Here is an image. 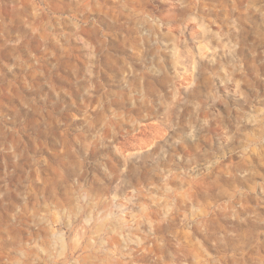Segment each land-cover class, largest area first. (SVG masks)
I'll list each match as a JSON object with an SVG mask.
<instances>
[{
  "label": "rangeland",
  "instance_id": "1",
  "mask_svg": "<svg viewBox=\"0 0 264 264\" xmlns=\"http://www.w3.org/2000/svg\"><path fill=\"white\" fill-rule=\"evenodd\" d=\"M45 2L63 17L70 14L75 0ZM207 2L219 6L222 0ZM39 3L41 0H0V252L8 247L10 232L21 243H36L48 251L47 256L37 258L33 249L29 264H234L232 257H238L246 246L255 244L264 252V189L260 187L264 185V143L257 145L258 154L249 152L245 157L243 149L247 145L226 144L213 124L206 130L211 142L200 141L207 156L185 140L187 151L178 149L181 160L165 159L155 149L136 156L121 180L123 161L112 144L131 139L136 129L130 122L142 121L144 113L127 102L126 89L122 93L116 66L128 54L119 30L102 16H96L97 23L89 25V38L99 44L103 88L97 85L93 95H86L87 53L78 50L70 36H61V26L65 32H72L67 20L53 19L51 26L33 31L37 24L30 13L33 4ZM252 23L246 44L259 53L264 51V44L257 39V29L264 32V25L258 19ZM109 33L105 40L104 35ZM241 55L252 76L251 56L247 50ZM256 63L260 66L254 71L264 75V56L258 55ZM14 64L17 67L9 71ZM134 66L141 70L139 64ZM204 67L214 70L207 61ZM253 83L258 94L251 95L264 104V80L253 77ZM144 87L149 95L159 91L167 95L166 85L155 75L148 76ZM206 91L203 86L182 90L189 103L203 99ZM221 94L229 107H243L231 95L230 86L227 93L221 89ZM216 107L225 116V126L235 131L236 113L230 117L222 105ZM113 111L129 123L122 125L120 136L110 144V131L107 126L102 129L101 124ZM148 112L157 114L154 109ZM190 112L191 108L186 107L180 117L184 132L183 124ZM246 130L261 138L256 129L246 126ZM97 131L103 132L107 146L97 144L85 153L84 138L91 139ZM217 157L222 158L220 164L202 177L194 192L186 191L188 185L181 170L195 167L193 175L198 176L208 160ZM160 169L172 175L165 181ZM216 185L226 192L221 193ZM130 188L143 189L146 196L156 198L150 212L151 232L147 223H142L138 232L123 228L117 220L120 213L105 202L106 196L115 195L117 204H122ZM84 196L86 201L81 198ZM161 197L164 203H174L172 217L163 222ZM197 201L207 214L192 219L191 209ZM128 210L139 211L133 205ZM46 211L60 213L54 230L36 220ZM117 232L125 239L115 235ZM141 234L147 235L146 246L152 245L151 253H142L135 244L128 243L129 237L136 235L144 239ZM161 241L163 248L159 246ZM254 251L251 249L249 254Z\"/></svg>",
  "mask_w": 264,
  "mask_h": 264
},
{
  "label": "clouds",
  "instance_id": "2",
  "mask_svg": "<svg viewBox=\"0 0 264 264\" xmlns=\"http://www.w3.org/2000/svg\"><path fill=\"white\" fill-rule=\"evenodd\" d=\"M30 15L33 23L37 24L36 27L29 25L33 27V31L46 29L51 26L53 19L58 22L61 19L70 22L71 34L65 32L61 26V36H70L78 45V50L87 53L85 79L88 87L85 94L89 96L96 91L97 85L103 88L100 80V72L103 69L99 64V44L89 38V25H95L97 23L95 17L102 16L119 30L123 47L128 54L122 57L121 64L116 66L123 85L122 93L126 89L127 102L133 109L144 113L142 121L130 122L136 129L132 138L115 144H112V141L120 136L122 125L129 121L117 116L113 111V115L101 124L102 129L108 127L111 134L108 143L112 144L113 150L123 161V167L119 170L121 180L128 173L133 159L140 154L158 149V153L165 159L172 157L173 162L181 160L182 156L178 149L187 151L185 140H190L196 146L197 152L207 156L208 153L200 141L211 142L206 130L213 124L226 144L239 142L247 145L243 149L245 157L249 152L258 154L257 145L264 143V104H259L251 93L258 94L253 77L256 80H264L261 71H254L260 66L256 63V58L258 55L264 56V51L258 53L255 48H247L246 41L253 29V19H258L261 25H264V0H222L219 6L216 4L210 6L207 0H75L70 14L63 17L58 16L45 0H41V3L33 4ZM101 32L103 33V30ZM108 35L110 33L104 35L105 40ZM257 39L264 44V32H260L259 29ZM242 50H247L251 56L249 67L253 70L252 76H249L245 68ZM205 61L212 65L214 70L204 67ZM134 63L139 64L141 70L138 71ZM16 67L15 64L9 66V71ZM149 75H155L164 82L167 95L163 91L149 95L144 87ZM201 86L207 90L205 97L189 103L183 92ZM229 86L231 95L243 107H229L225 95L221 94V89L227 93ZM216 105H222L227 109L230 117L233 112L236 113L235 131H230L225 126V116ZM186 107H190L191 112L183 124V128L186 129L184 132L181 130L180 117ZM148 109H154L157 114L149 115ZM246 126L256 129L261 138L258 139L252 132L247 131ZM104 140L103 132L97 131L91 139L84 138L82 147L85 153L97 144L106 147ZM221 159L217 157L208 160L204 171L198 176L193 175L197 171L195 167L187 172L181 170L188 185L186 191L194 192L202 177L209 175L212 168L220 164ZM104 170L107 172L106 167ZM160 174L166 181L172 172L169 171L165 175L164 169H160ZM216 186L221 193L226 192L219 185ZM260 187L264 189V185ZM81 198L87 200L86 196ZM104 199L112 209L120 213L117 220L123 228L129 231L135 229L138 232L140 225L147 223L149 231H152L153 221L150 212L157 201L155 197L146 196L145 190L130 188L123 203L119 205L115 195L106 196ZM160 202L163 203L162 222L167 221L173 215L174 203L171 201L164 203L163 197L160 198ZM129 205H133L139 211L126 212L125 209ZM191 211L192 219L197 215L207 214L199 201ZM19 212L20 209H17V213ZM59 217L58 212L46 211L40 213L36 220L49 230H54V221L58 222ZM12 218L15 220L16 214H13ZM188 219L189 217L185 215L184 220ZM115 235L121 240L125 239L119 232ZM141 235L145 238L141 239L140 235L129 237L128 243L135 244L142 253H151L152 245L146 246L147 235ZM7 241L8 247L0 252L2 256L0 264H29L33 249L38 254L37 258L49 254L39 244L21 243L14 232L7 235ZM159 246L163 248L162 241ZM177 246L179 247V244ZM251 249L255 250L252 255L249 254ZM232 259L234 264L249 262L264 264V252L254 244L246 246L238 257L233 256Z\"/></svg>",
  "mask_w": 264,
  "mask_h": 264
}]
</instances>
